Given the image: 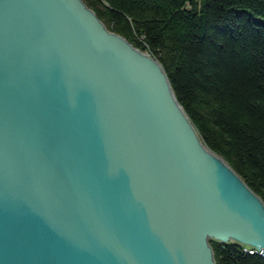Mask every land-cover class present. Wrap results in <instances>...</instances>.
Returning <instances> with one entry per match:
<instances>
[{
	"label": "water",
	"instance_id": "95a60500",
	"mask_svg": "<svg viewBox=\"0 0 264 264\" xmlns=\"http://www.w3.org/2000/svg\"><path fill=\"white\" fill-rule=\"evenodd\" d=\"M264 204L160 63L82 0H0V264H214Z\"/></svg>",
	"mask_w": 264,
	"mask_h": 264
},
{
	"label": "trees",
	"instance_id": "16d2710c",
	"mask_svg": "<svg viewBox=\"0 0 264 264\" xmlns=\"http://www.w3.org/2000/svg\"><path fill=\"white\" fill-rule=\"evenodd\" d=\"M148 51L204 145L264 204V0H82ZM214 264H264L208 240Z\"/></svg>",
	"mask_w": 264,
	"mask_h": 264
},
{
	"label": "rangeland",
	"instance_id": "374dc122",
	"mask_svg": "<svg viewBox=\"0 0 264 264\" xmlns=\"http://www.w3.org/2000/svg\"><path fill=\"white\" fill-rule=\"evenodd\" d=\"M140 50V49H139ZM142 52H144L145 54H147L148 56H150L151 58H153L151 55H150V53L148 52V51H143V50H141ZM195 129V128H194ZM196 131V130H195ZM197 133V132H196ZM198 135V134H197ZM199 137V136H198ZM199 139H200V137H199ZM200 141L202 142V140L200 139ZM203 143V142H202ZM204 144V143H203ZM229 241H232V240H229ZM235 241V240H234ZM222 242V241H221ZM227 242V241H226ZM238 242V241H237ZM238 243H240V244H242L241 242H238ZM243 245V251H245V252H247V253H249V254H255L256 252H254V253H250L249 251H251L252 249H256V250H261L262 251V253H263V256L260 254V253H256V254H258V255H260L261 257H263L264 258V251L262 250V249H257L256 247H254V246H251V245H247V244H242ZM251 249V250H250Z\"/></svg>",
	"mask_w": 264,
	"mask_h": 264
},
{
	"label": "bare ground",
	"instance_id": "6f19581e",
	"mask_svg": "<svg viewBox=\"0 0 264 264\" xmlns=\"http://www.w3.org/2000/svg\"><path fill=\"white\" fill-rule=\"evenodd\" d=\"M251 250V249H250ZM250 253H254V252H256V253H260L262 256H263V253H262V251L261 250H256V249H252L251 251H249Z\"/></svg>",
	"mask_w": 264,
	"mask_h": 264
}]
</instances>
